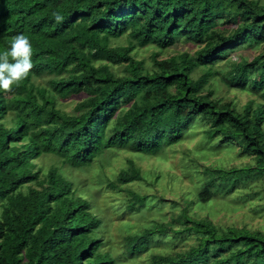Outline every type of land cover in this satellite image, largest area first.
<instances>
[{
    "label": "trees",
    "instance_id": "obj_1",
    "mask_svg": "<svg viewBox=\"0 0 264 264\" xmlns=\"http://www.w3.org/2000/svg\"><path fill=\"white\" fill-rule=\"evenodd\" d=\"M18 34L30 40L33 67L11 92L0 91V264H118L104 249L94 195L67 171L118 150L157 154L197 122L205 125L204 144L217 136L216 145L237 142L239 153L254 159L204 166L206 179L192 198L170 200L180 208L175 233L195 239L184 250L152 252L150 264H264V232L189 214L195 202L201 207L239 188L256 195L250 186L264 178V1L0 0V53ZM179 42L196 48L162 55ZM148 46L150 63L137 55ZM258 46L250 59L240 53ZM213 74L227 88L257 96L237 109L233 98L204 90ZM42 76L44 84L36 81ZM73 95L70 110L59 106ZM46 156L62 165L44 167ZM127 161L93 187L124 190L128 211L137 214L148 208L149 193L123 186L143 178ZM168 224L155 219L128 233L124 254L147 251Z\"/></svg>",
    "mask_w": 264,
    "mask_h": 264
},
{
    "label": "rangeland",
    "instance_id": "obj_2",
    "mask_svg": "<svg viewBox=\"0 0 264 264\" xmlns=\"http://www.w3.org/2000/svg\"><path fill=\"white\" fill-rule=\"evenodd\" d=\"M264 1V0H262ZM122 42L125 40L122 39ZM113 43H118L114 41ZM196 48L195 45L179 42L175 47L169 50L161 51L162 55H169L181 50H189L190 53ZM153 47H142L138 49V57L143 58L146 63L151 62L150 53ZM261 47L244 48L241 54L246 55L249 59L257 54ZM237 53H232L234 58ZM225 66L224 60L217 65L218 68ZM201 70L193 71L197 76ZM46 76L37 78V82L44 84ZM209 87L214 89L213 96H222L224 99L235 100L237 109H241L245 102L252 96H257L249 90L236 88H227L220 80L218 75H212L209 78V84H206L204 90ZM84 93V92H81ZM78 96L73 95L59 101V106L66 110L72 108V102L77 100ZM264 126V122H263ZM205 125L197 122L189 129L182 140L171 145L165 146L159 153H140L133 154L125 150H118L96 157L93 166L74 167L68 170V174L74 182H80V187L91 192L94 197L90 199L94 210L102 221L103 236L106 240L104 249L109 250L113 256L118 258V264H150V254L152 252H167L179 249H186L194 241V233H175L182 228V225L173 218L180 212L179 204L172 206L175 200L183 204V198L188 196L191 199L195 189L199 190L206 179L202 169L204 166H216L229 168L232 166H242L253 161L250 155H241L240 146L232 141L222 142L216 145L217 136L208 140L205 144L201 138ZM49 158V160H47ZM127 158L143 171V178L133 182L125 183L130 189L140 193H149L150 201L148 208H144L134 214V211H128L126 207L127 195L125 191H111L105 189L103 185L96 189L93 187L94 182L101 180L107 181L113 179L120 169L129 165ZM51 156H46L41 164L45 167L51 162L52 165H62L60 159L52 162ZM100 164H103L100 166ZM254 187V189H253ZM251 190L258 189V194L249 197L246 195L247 189L239 188L230 193V196H221L212 200L204 206L193 205L189 214L205 216L218 226L226 228L228 226L246 227L251 230H260L264 232V178L259 177L251 185ZM152 193L157 194L154 195ZM159 195L164 197L159 199ZM184 196V197H183ZM183 197V198H182ZM182 198V199H181ZM155 219H162L169 223L165 233L155 235V241L152 242L147 251L141 252L135 256L124 254L125 236L128 233L141 231L144 227L154 224ZM183 235V236H182Z\"/></svg>",
    "mask_w": 264,
    "mask_h": 264
},
{
    "label": "clouds",
    "instance_id": "obj_3",
    "mask_svg": "<svg viewBox=\"0 0 264 264\" xmlns=\"http://www.w3.org/2000/svg\"><path fill=\"white\" fill-rule=\"evenodd\" d=\"M55 20L62 22L63 17L54 14ZM32 46L24 34L12 38L10 47L0 53V91L9 93L13 85L19 86L27 78L32 65Z\"/></svg>",
    "mask_w": 264,
    "mask_h": 264
}]
</instances>
